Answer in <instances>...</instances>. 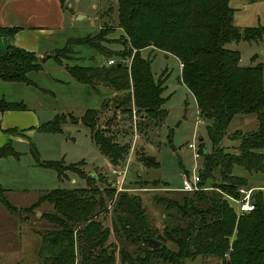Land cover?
I'll return each instance as SVG.
<instances>
[{
  "label": "trees",
  "instance_id": "trees-1",
  "mask_svg": "<svg viewBox=\"0 0 264 264\" xmlns=\"http://www.w3.org/2000/svg\"><path fill=\"white\" fill-rule=\"evenodd\" d=\"M229 2L116 0L117 26L123 32L118 38L109 39V30L101 27L95 35L68 39L63 47L51 53L56 63L76 81L89 85L103 83L114 92L126 91L127 96L118 103L120 108L129 112L133 103L141 117H159L161 122L165 116L162 108L165 98L161 95L164 79L153 77L150 55L143 58L140 52L151 48L174 55L181 63V81L194 96L199 114L208 121L205 132L212 148L206 150L202 137L198 145L201 153L198 173L200 184L211 189L178 197L154 196L156 204L179 213L185 222L169 224L159 231L150 225L139 196L126 191L116 193L113 186L101 190L91 184V179L94 181L96 177L82 174L75 167L77 163L41 161L33 148L31 153L37 164L55 170L59 179L66 177L69 170L80 174L87 183L84 188L45 191L34 203L24 207L13 205L0 185V203L10 213H32L43 202L52 205L53 212L42 214L51 226L39 232L42 264H113L116 248L108 242L111 229L99 217L108 208H111V227L116 238L129 246H139L136 253L119 249L123 264H151L153 260L159 264H186L187 259L199 255L217 257L221 264H264V197L259 195L254 211L236 221L234 212L215 190L232 193L236 187L246 184L244 178L233 173L236 166L264 172L262 66H241L239 52L225 46L242 37H261L264 27L258 30L246 27L240 31L233 25L234 9ZM17 31L18 28L0 27V36L13 37ZM116 41L121 50L109 48ZM73 44L96 48L107 59L106 63L96 66L65 63L63 60L70 59L74 53ZM124 58H132L129 65ZM109 59L115 62L107 64ZM40 69L39 57L34 52L14 45H9L5 53L0 52L3 81L32 84L27 74ZM25 109L22 102L0 98V112ZM98 113V109H88L80 121L90 129L97 149L112 165H117L125 158L128 147L115 141L106 129H94L90 122L97 119ZM235 114H255L258 121L255 131L238 137V154L226 152L221 146ZM62 115L40 124L38 130L59 132L64 122ZM18 155L10 144L0 147V158ZM164 239L176 249L165 246ZM154 241L160 244L155 246Z\"/></svg>",
  "mask_w": 264,
  "mask_h": 264
},
{
  "label": "rangeland",
  "instance_id": "rangeland-1",
  "mask_svg": "<svg viewBox=\"0 0 264 264\" xmlns=\"http://www.w3.org/2000/svg\"><path fill=\"white\" fill-rule=\"evenodd\" d=\"M229 4L234 9L233 25L240 31L246 27L257 30L264 27V0H230ZM62 8L64 29L57 30L53 37H49L53 38L52 42L57 43L58 48L63 47L70 38L95 35L101 27L105 31L109 30L110 34L107 36L109 39H116L123 33L117 26L116 0H63ZM45 41L43 38L42 42ZM225 46L239 52L241 66L261 65L264 81V35L254 39L242 37L239 41H231ZM109 48L121 50L122 46L116 41L111 43ZM72 49L74 53L70 59L63 60L69 65L96 66L106 63L104 55L88 44H73ZM140 53L143 58L150 55L153 77L164 79V90L161 95L165 98L162 105L165 116L162 122L159 117H141L133 103L129 106V112L124 111L118 103L127 96L126 91L114 92L103 83L94 85L80 83L48 54L42 57V61L39 60L42 64L39 71L27 74L33 81L32 84L0 79V98L23 102L41 124L63 114L64 122L60 124L59 132L36 131L33 143L38 159L63 161L64 164L77 163L75 167L82 174L89 178L92 175L96 177L94 181L91 179V184L101 190L106 186H113L116 193L126 191L139 196L150 225L160 231L169 224L183 225L185 222L181 220L179 213L156 204L153 197L156 195L178 197L190 193L180 190L184 181L183 174L191 176L197 164L200 167L201 157L198 161L194 160L188 143L194 141L199 145V138L202 136L206 150L210 151L212 146L205 132L208 121L199 114L194 96L181 81L180 61L174 55L157 49L145 48ZM114 59L121 60L119 57ZM124 59L129 65L132 58ZM88 109L99 110L97 119L90 122L94 129H106L120 145H127L128 152L119 164L112 165L109 162L93 143L90 129L81 123V117ZM197 120H203L204 123L197 125ZM257 127L255 114L233 115L221 146L226 152L238 154V137L255 131ZM13 147L20 152L28 150V145L24 143L15 144ZM25 156L30 158L29 155L23 154L21 159L24 160ZM145 158H154L155 161L151 163L147 160L150 162L147 164ZM18 170L25 171L23 167ZM31 172L35 173L25 182L27 189L12 185L14 188L10 195L15 205L26 206L34 202L39 196L40 187L47 190L73 189L84 188L87 184L86 179L80 174L69 170L66 171V177L61 179L57 178L54 170L48 168L36 167L35 171ZM233 173L244 178L245 185L264 186V172L247 171L236 166ZM33 176H36V179ZM215 190L221 195L219 189ZM221 199L223 200L222 196ZM0 208L3 206L0 205ZM35 212L41 215L50 213L53 212V207L43 202L34 212L22 214V221H26L24 217H31L32 220L28 221L31 225ZM111 215V208H108V211L99 217L103 219V224L111 229L108 242L114 244L116 248L113 264H123L119 249L136 253L139 246H129L116 238L112 232ZM235 217L238 221L241 216ZM17 218L18 215L15 217V224L13 223L14 228ZM44 222L47 223V220ZM21 239L31 247L33 241L31 234H23ZM38 239L40 241V238ZM163 244L170 249H176V246L167 239L163 240ZM110 251L113 252V249ZM227 256L225 254V257ZM185 262L221 264L219 258L203 255L192 260L187 259ZM151 264L159 263L153 260Z\"/></svg>",
  "mask_w": 264,
  "mask_h": 264
},
{
  "label": "crops",
  "instance_id": "crops-1",
  "mask_svg": "<svg viewBox=\"0 0 264 264\" xmlns=\"http://www.w3.org/2000/svg\"><path fill=\"white\" fill-rule=\"evenodd\" d=\"M0 27L18 28L13 37L0 36L1 53H5L9 45H14L26 51L34 52L38 57H44L46 54L51 56L50 54L58 49V45L52 42L53 38L49 37H53L57 30L64 29L62 3L60 0H0ZM43 38L46 39L44 43L42 42ZM43 44L45 45L43 46ZM40 124L35 114L27 110V106L25 110L0 112V147L10 144L13 150L19 154L18 156L0 158V185L6 190L7 198L13 205L15 203L12 202L10 195L12 188L27 189L25 182L29 181L28 178H31V175L35 173L31 171H35L36 167L45 168L37 164L31 153V150L35 149L33 138ZM20 143L28 145L27 152H20L13 147ZM23 154L29 155L30 158L25 156L26 158L22 160ZM22 167L25 171L18 170ZM33 178L36 179V176ZM48 190L40 187L38 189L39 196ZM0 205L3 206L1 203ZM17 215L16 228H14L13 223L15 224ZM34 215L33 223L29 225L28 221L32 220L31 217H27L26 221L23 222L21 215L10 213L4 206L0 208V264H41L39 258L41 237L39 232L49 229L51 226L44 222L45 218L42 217L41 213L35 212ZM27 233L33 236L31 247H28L21 239L22 235ZM37 242L40 243L37 244ZM11 254L12 256H10Z\"/></svg>",
  "mask_w": 264,
  "mask_h": 264
},
{
  "label": "built area",
  "instance_id": "built-area-1",
  "mask_svg": "<svg viewBox=\"0 0 264 264\" xmlns=\"http://www.w3.org/2000/svg\"><path fill=\"white\" fill-rule=\"evenodd\" d=\"M114 62V59H109L107 61V64H112ZM196 123L198 125L204 123V121L197 120ZM188 148L192 150L194 160L198 161V159L201 157V153L196 142L192 141L188 143ZM198 170L199 166L197 164V168L193 170L194 172L191 176L183 174L184 181L182 188L180 189L181 191L192 193L211 189V187H205L200 184L201 178ZM119 183L120 182L118 181L117 184ZM117 188L120 190V186H118ZM218 191L221 193L223 200L228 204L229 208L237 216H242L254 211V209L256 208L257 197L259 195H262L264 197V186L240 185L236 187V189L232 193L220 190Z\"/></svg>",
  "mask_w": 264,
  "mask_h": 264
},
{
  "label": "water",
  "instance_id": "water-1",
  "mask_svg": "<svg viewBox=\"0 0 264 264\" xmlns=\"http://www.w3.org/2000/svg\"><path fill=\"white\" fill-rule=\"evenodd\" d=\"M39 60L42 61V57H39ZM199 140L200 141L202 140V136H200ZM148 160L151 161V162H154L155 161L154 158H149ZM153 243H154L155 246L159 245V242L158 241H154Z\"/></svg>",
  "mask_w": 264,
  "mask_h": 264
}]
</instances>
